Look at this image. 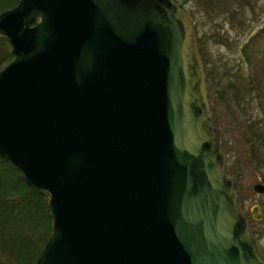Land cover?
<instances>
[{
	"label": "water",
	"instance_id": "water-1",
	"mask_svg": "<svg viewBox=\"0 0 264 264\" xmlns=\"http://www.w3.org/2000/svg\"><path fill=\"white\" fill-rule=\"evenodd\" d=\"M0 35V157L52 222L35 264H264L180 3L20 0Z\"/></svg>",
	"mask_w": 264,
	"mask_h": 264
},
{
	"label": "rangeland",
	"instance_id": "rangeland-1",
	"mask_svg": "<svg viewBox=\"0 0 264 264\" xmlns=\"http://www.w3.org/2000/svg\"><path fill=\"white\" fill-rule=\"evenodd\" d=\"M10 1L14 0H0V13L8 10L3 3L7 5ZM176 1L193 17L203 57L213 74V85L233 84L239 88L242 83H248L251 74L259 73L255 78L257 90L246 89L247 93L241 95L240 106L232 100L231 93L224 98V94L213 90L209 91V97L211 114L223 134V148L228 156L227 173L239 178L240 210L246 212L251 229L264 245V220L256 219L251 211L253 205L258 204L260 214L264 215V194L254 190L257 178L264 181V148L260 155L254 156L243 127L251 121L264 126V41L255 39L249 48L250 60L242 52L243 46L264 27V0ZM11 48L9 39L0 35V62L8 57ZM5 162L0 161V171H8L4 175L12 184L20 183L21 173L10 169L11 165ZM20 184L24 193H30L23 182ZM3 198L0 196V264H31L33 256L28 250L38 248L49 233L48 219H45L48 199L31 195L25 198L15 192ZM23 244L25 253L21 251Z\"/></svg>",
	"mask_w": 264,
	"mask_h": 264
},
{
	"label": "trees",
	"instance_id": "trees-1",
	"mask_svg": "<svg viewBox=\"0 0 264 264\" xmlns=\"http://www.w3.org/2000/svg\"><path fill=\"white\" fill-rule=\"evenodd\" d=\"M19 1L18 0H14V1H10L7 5L5 3H3V7L6 8V9H9V8H12L14 7ZM255 39H257L258 41H264V27L255 35L253 36L250 41L245 44L242 48V52L246 55V57L250 60V52H249V48L251 45H254V41ZM202 52V51H201ZM203 54V53H202ZM204 58V57H203ZM204 62H205V66H206V71H207V75H208V85H209V91H217V94H220V95H223L224 94V98L226 97L227 93H231V96H232V100H235L236 104H238V106H240L243 102V97L241 95H245L247 92H246V89L248 90H257V84L255 82V78H257V76H259V73L256 71V73L253 75L251 74L250 76V80L247 82H245L244 84L242 83L240 85L239 88H235V86L232 84V85H225V86H221V84H217L215 83V85H213V74L212 72L208 69L207 67V61L206 59L204 58ZM225 92V93H224ZM230 96V97H231ZM230 97L228 99H230ZM227 99V98H226ZM257 124V122L255 121H251V123L248 125H245L243 126L244 127V132L246 134V136H248V143L250 144V147L252 148V153L254 156H258V153L259 155L261 154V150L264 148V126L262 125H255ZM0 161L1 162H5L4 160L1 159L0 157ZM7 163V162H5ZM8 164V163H7ZM10 166V165H8ZM11 167V168H10ZM9 168L12 169L13 171L19 173V171H17L14 167L10 166ZM6 171V170H4ZM8 172V171H6ZM6 172H1L0 171V196H3L4 198L5 197H10V195L12 193H17L19 195H22L24 196L25 198L27 197V195H31L33 198H42L44 196H42L40 193H38L37 191H35L32 187H30L26 182L25 180L23 179L22 175L20 174V183L23 182L25 184V186H27L26 188L30 189V193L28 192H25V189L21 186V184L19 182H16L14 184H12L10 181H9V178H6L7 176L4 175V173ZM11 184L13 185L11 187ZM13 189V190H12ZM24 191H23V190ZM3 198V200H4ZM47 208H46V215H45V219L47 221L48 219V225H49V229H48V234H46V238H45V241L44 242H41V244L39 245L38 248H32L31 250H28L30 252V254H32L33 256V260H32V263L31 264H35L36 260L38 259V257L40 256L41 252L43 251L50 235H51V219L48 215V212H47ZM45 213V211H44ZM47 216V217H46ZM3 220V219H2ZM6 224L8 223L6 220H5ZM28 247L31 246V243H29L27 245ZM25 250V247H24V244L22 245L21 247V251L24 252ZM25 253V252H24ZM27 258V257H26ZM26 260V259H25ZM29 261V260H28Z\"/></svg>",
	"mask_w": 264,
	"mask_h": 264
},
{
	"label": "flooded vegetation",
	"instance_id": "flooded-vegetation-1",
	"mask_svg": "<svg viewBox=\"0 0 264 264\" xmlns=\"http://www.w3.org/2000/svg\"><path fill=\"white\" fill-rule=\"evenodd\" d=\"M9 56V55H8ZM6 60V59H5ZM4 60V61H5ZM3 61V62H4ZM3 62H0V66L2 65V63ZM251 161H253V160H251ZM236 167V166H235ZM232 169H234V168H232ZM235 170V169H234ZM226 172H227V166H226ZM227 175H228V173H227ZM229 176V175H228ZM234 177H232V176H229V177H231L233 180H234V182H235V187H236V189L238 190V201H239V196H240V193H239V187L237 188V183H238V180H239V178H238V176L237 175H233ZM257 184H263L264 185V181H263V178L261 179V178H257L256 179V181H255V184H254V190L255 191H257L256 190V185ZM240 191H241V189H240ZM258 192V191H257ZM258 193H262V194H264V191L263 192H258ZM255 207H257L258 208V214H259V216H260V218H256V219H258V220H264V215H262V214H260V206L258 205V204H255V205H253V207L251 208V211H252V213H253V208H255ZM239 209H240V205H239ZM242 211V210H241ZM242 212H244V211H242ZM245 214H246V212H244ZM246 216H247V214H246ZM253 216H254V213H253ZM248 217V216H247ZM255 217V216H254ZM249 219V218H248ZM249 224H250V220H249ZM257 234V233H256ZM258 235V234H257ZM259 237V236H258ZM260 239V238H259ZM260 241H261V239H260ZM261 243H262V241H261ZM262 245H263V243H262ZM263 248H264V245H263Z\"/></svg>",
	"mask_w": 264,
	"mask_h": 264
}]
</instances>
